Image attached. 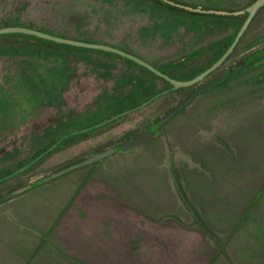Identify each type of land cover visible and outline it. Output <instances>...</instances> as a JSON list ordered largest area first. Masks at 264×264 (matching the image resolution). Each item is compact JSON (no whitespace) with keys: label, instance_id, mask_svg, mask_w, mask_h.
<instances>
[{"label":"rangeland","instance_id":"rangeland-1","mask_svg":"<svg viewBox=\"0 0 264 264\" xmlns=\"http://www.w3.org/2000/svg\"><path fill=\"white\" fill-rule=\"evenodd\" d=\"M82 1L110 12L121 23L146 8L159 17L162 34L181 33L175 30L194 17L155 0ZM174 1L233 6L228 0ZM263 16L264 7L258 18ZM257 27L254 23L245 31L217 73L264 46V31ZM223 35L209 32L193 46H205ZM204 60L185 62L173 71L175 80L199 69ZM3 70L0 62V79ZM214 76L167 94L108 129L56 148L1 183L0 264H146V251L157 249L166 257L174 249L212 252L209 264H264V193L258 199L254 192L255 178L259 187L264 176V55L240 77L210 86ZM149 82L154 90L164 87L152 77ZM2 83L1 89L8 87ZM39 89L42 92L24 91L32 104L47 95L45 87ZM180 101L181 109L148 142L24 187L136 136ZM0 112L5 113L4 107ZM42 142L37 137L31 146L35 149ZM19 159L16 154L0 161V170ZM244 170L246 175L240 176ZM199 220L214 238L205 235ZM198 258L195 264H202Z\"/></svg>","mask_w":264,"mask_h":264},{"label":"flooded vegetation","instance_id":"flooded-vegetation-1","mask_svg":"<svg viewBox=\"0 0 264 264\" xmlns=\"http://www.w3.org/2000/svg\"><path fill=\"white\" fill-rule=\"evenodd\" d=\"M228 1L233 6H191L228 13L185 9L194 17L188 20L184 27L175 30L182 32L162 34L165 30L160 28L159 17L150 14L146 8L131 15L126 23H121L110 12H104L99 7H88L82 0H0V27L16 25L36 29L39 30L38 32L52 36L64 34L66 37L76 31L84 39H88V43L122 50L168 77L176 79L177 75L173 71L180 69L185 62H196L203 57L206 59L205 63L210 62L222 49L224 52L228 47L247 15L246 12L233 14L229 12L240 11L253 0ZM160 2L153 3L160 5ZM263 7L264 4L251 16L244 33L254 23L257 24V28L264 31V16L258 18L259 11ZM216 31H224L225 35L212 39L205 46H193L207 33ZM244 33L229 56L207 76L215 74L208 83L210 86L216 83L220 85L223 81L244 75L247 67L264 55L263 53L250 60L251 62H245L263 50V46L248 57L238 60L225 71L217 73L234 54ZM57 45L60 46L23 34L0 35V62L4 65L0 80L8 85L0 88V108L4 107L5 110L3 114L0 112V161L11 155L17 154L20 157L17 164H9L0 170V184L32 168L38 160L56 148L74 144L108 129L128 114L145 108L167 94L182 90H172L168 83L156 76L164 87L154 90L152 85L151 89L149 82L151 77L141 71L143 68L124 58L120 59L119 56L115 57L116 55L113 54L107 56L97 50H66ZM106 54L110 55V53ZM25 84L28 87H25ZM41 87L46 88V97L43 95L40 103L32 104L24 91L28 90L29 93L31 88H35L40 92ZM181 103L178 102L168 111ZM181 107L156 129L155 135ZM37 137L43 142L34 149L31 145ZM28 148L32 149L30 154L22 156L24 150ZM82 161L44 178H52L54 174L63 175L84 166L79 165Z\"/></svg>","mask_w":264,"mask_h":264},{"label":"water","instance_id":"water-1","mask_svg":"<svg viewBox=\"0 0 264 264\" xmlns=\"http://www.w3.org/2000/svg\"><path fill=\"white\" fill-rule=\"evenodd\" d=\"M163 2L176 5L178 7H182L184 9L192 10V11H210V12H221V13H228V12H222V11H212V10H203L198 7H191L183 4H177L174 3L170 0H161ZM264 4V0H253L250 2L248 5H246L242 10L240 11H234V12H229L230 14L236 13V12H246V17L241 23L240 27L238 28L234 38L228 45V47L225 49V51L221 54V56L211 65H209L207 68L196 74L194 77L187 79V80H175L167 75L163 74L162 72L158 71L155 69L153 66L145 63L144 61L138 59L137 57L130 55L122 50H119L117 48H113L107 45H102V44H94V43H88V42H83V41H78V40H72V39H67V38H60L52 35H48L45 33L38 32L39 30L28 28V27H22V26H5V27H0V35L3 34H23V35H28L31 37H35L38 39H42L48 42H52L55 44H60V45H65V46H71V47H77L81 49H88V50H97V51H102L106 53H110L116 56H119L121 58H124L128 61H131L138 66L142 67L143 69L147 70L160 80L168 83L171 86L172 90L175 89H182V88H187L190 86H193L200 81H202L204 78H206L211 72H213L232 52L233 48L236 46L239 38L242 36L244 33V29L250 20L251 16L255 13V11L261 7ZM264 53V49L256 53L254 56H252L250 59H253L257 57L258 55H261ZM183 105L182 103L180 105L175 106L173 109L162 115L156 122L151 124L148 128H146L144 131L141 133L137 134L136 136L120 143L117 146L108 148L102 152H99L97 154H94L84 161H82L81 164L79 165H86L90 164L92 162H95L103 157H106L114 152H127L130 151L142 143L146 142L149 140L151 137L155 135L156 129L167 119H169L180 107ZM49 178V177H48ZM48 178H43L39 179L35 182L30 183L27 187L35 186L38 185Z\"/></svg>","mask_w":264,"mask_h":264},{"label":"crops","instance_id":"crops-1","mask_svg":"<svg viewBox=\"0 0 264 264\" xmlns=\"http://www.w3.org/2000/svg\"><path fill=\"white\" fill-rule=\"evenodd\" d=\"M218 159V158H217ZM240 167V165H239ZM246 170H244L243 172L240 171L239 174L240 176H242L243 174L246 175ZM244 176V175H243ZM242 179V178H240ZM261 184L260 186L258 187L256 184H258V181H257V178H255V183H254V192L255 193H259V197L258 199L262 198L263 197V193H264V176L262 178V175H261ZM262 185V186H261ZM258 187V188H257ZM146 258H145V263L146 264H157V263H162V264H166V262H173L174 264H195L198 259V257H202L200 261H202V264H209L211 263V260L215 257L214 254L212 252H206L205 254L203 253H198V254H193V251L191 249H174L173 252H169L171 254H167V257H172L173 258V261L169 258L166 257V255H163V252L161 250H152V251H149L147 250L146 251ZM164 256L166 259H163ZM195 257V259L193 258ZM193 258V259H192ZM160 259H163V260H160ZM157 262V263H156ZM165 262V263H164Z\"/></svg>","mask_w":264,"mask_h":264},{"label":"trees","instance_id":"trees-1","mask_svg":"<svg viewBox=\"0 0 264 264\" xmlns=\"http://www.w3.org/2000/svg\"><path fill=\"white\" fill-rule=\"evenodd\" d=\"M155 1H157V2H160L159 0H155ZM161 3V2H160ZM165 4V3H164ZM179 9H182L183 11H187V10H185V9H183V8H179ZM81 34H79L78 32H74V33H69V35H68V37L70 38V39H72V40H78V41H83V42H89V40L88 39H84L82 36H80ZM61 36H64V37H66V35H61ZM68 37H66V38H68ZM232 39V37L229 39V42H230V40ZM78 50H81V51H88V50H84V49H78ZM223 50L224 49H222L221 51H220V53L217 55V56H215L210 62H207V63H205L203 66H201L199 69H197L196 71H193V72H191L190 74H188V75H186L185 77H182V80H187V79H190V78H192V77H194L196 74H198L199 72H201L202 70H204L205 68H207L212 62H214L217 58H218V56L223 52ZM111 55V54H110ZM114 56V55H113ZM115 57H117V56H115ZM118 58H120V57H118ZM120 59H122V58H120ZM143 72H146L150 77H152V78H154V79H157L154 75H152V74H150V73H148L146 70H144V69H141ZM158 80V79H157ZM151 89H152V84H151ZM190 88V87H189ZM200 221V220H199ZM200 226H201V228H202V230H203V232L205 233V235H207V236H209V237H212V238H214V235L209 231V229L200 221Z\"/></svg>","mask_w":264,"mask_h":264}]
</instances>
